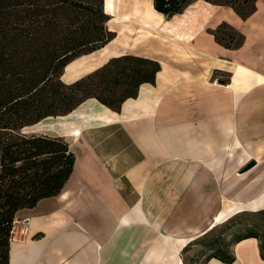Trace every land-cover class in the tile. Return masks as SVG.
I'll use <instances>...</instances> for the list:
<instances>
[{"label": "crops", "instance_id": "obj_1", "mask_svg": "<svg viewBox=\"0 0 264 264\" xmlns=\"http://www.w3.org/2000/svg\"><path fill=\"white\" fill-rule=\"evenodd\" d=\"M103 9L114 37L62 75L96 53L88 73L125 54L160 69L118 109L90 97L23 127L61 137L74 163L56 195L19 214L23 239L10 241L7 264H185L188 243L264 209V0L246 18L208 0L171 15L153 0H103ZM222 23L240 45L215 39ZM120 36L127 44L106 54ZM232 253L231 262L204 264H264L255 236L235 241Z\"/></svg>", "mask_w": 264, "mask_h": 264}, {"label": "trees", "instance_id": "obj_2", "mask_svg": "<svg viewBox=\"0 0 264 264\" xmlns=\"http://www.w3.org/2000/svg\"><path fill=\"white\" fill-rule=\"evenodd\" d=\"M190 1L153 0V3L157 10L171 15L181 11ZM208 1L230 5L243 18L256 9V0L246 5ZM52 2L45 0V7L52 5ZM47 24L51 37L52 32H57L55 28L58 25L54 20ZM224 27L229 28L222 23L213 30L215 39L227 47L240 45L242 36L231 30L223 32ZM114 35L108 30L104 38L101 32H95L84 37L78 36L69 43L47 40L45 73L42 74H17L9 67L10 64L6 66L7 60L0 53V264L9 261L11 230L17 212L33 207L42 198L56 195L74 163L73 152L61 137L49 134L22 135L18 130L44 117L65 115L90 97L118 109L124 99L136 95L142 82L153 81L160 69L155 60L125 54L110 58L101 67L73 82L63 81V69L68 62L78 55L100 48ZM248 236L259 239L260 254L264 257V233L260 235L249 229L236 241ZM210 257L224 262L234 259L232 251L227 248H218Z\"/></svg>", "mask_w": 264, "mask_h": 264}, {"label": "rangeland", "instance_id": "obj_3", "mask_svg": "<svg viewBox=\"0 0 264 264\" xmlns=\"http://www.w3.org/2000/svg\"><path fill=\"white\" fill-rule=\"evenodd\" d=\"M52 5L45 7V0H0V53L9 67L17 74L32 72L45 73V42L53 40L55 43H69L78 36H87L89 33L101 32L104 38L107 35V15L103 9V0H52ZM230 1L236 5L252 4V0H220ZM257 1V0H256ZM59 6H61L59 8ZM54 20L57 23V32L49 37L47 22ZM223 32H231L224 27ZM127 44L122 36L107 46ZM105 53V51H103ZM102 53L84 56L77 59L73 65L66 68L65 79L72 76L87 74ZM98 55V56H97ZM74 73V74H73ZM84 74V75H85ZM73 82V81H72ZM45 125V123L43 124ZM25 135L23 128L18 130ZM39 133V132H38ZM45 134V133H39ZM30 135V134H26ZM7 138V135H4ZM16 214L11 240H22L25 217L21 212ZM249 229L258 234L264 233V209L258 211H243L227 221H221L206 234L188 243L183 250L185 264H204L205 260L218 248H227L230 252L236 239L245 235Z\"/></svg>", "mask_w": 264, "mask_h": 264}, {"label": "water", "instance_id": "obj_4", "mask_svg": "<svg viewBox=\"0 0 264 264\" xmlns=\"http://www.w3.org/2000/svg\"><path fill=\"white\" fill-rule=\"evenodd\" d=\"M254 164V161H250L243 169L242 171L246 170L247 168H249L250 166H252Z\"/></svg>", "mask_w": 264, "mask_h": 264}]
</instances>
